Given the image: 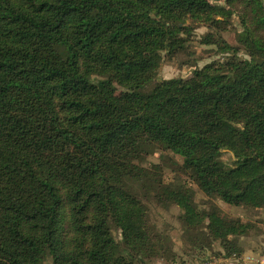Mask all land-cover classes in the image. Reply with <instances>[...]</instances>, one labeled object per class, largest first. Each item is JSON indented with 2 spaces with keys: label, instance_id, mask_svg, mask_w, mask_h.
<instances>
[{
  "label": "trees",
  "instance_id": "obj_1",
  "mask_svg": "<svg viewBox=\"0 0 264 264\" xmlns=\"http://www.w3.org/2000/svg\"><path fill=\"white\" fill-rule=\"evenodd\" d=\"M219 1L0 0V264L163 255L129 187L143 180L226 256L235 250L232 238L249 224L216 206L199 210L192 189L165 186L139 166L143 150L160 145L206 196L264 208V1L227 0L230 9ZM235 6L248 59L219 34ZM189 22L216 30L203 43L230 56L140 92L163 55L186 50ZM223 151L236 165L222 164Z\"/></svg>",
  "mask_w": 264,
  "mask_h": 264
},
{
  "label": "rangeland",
  "instance_id": "obj_2",
  "mask_svg": "<svg viewBox=\"0 0 264 264\" xmlns=\"http://www.w3.org/2000/svg\"><path fill=\"white\" fill-rule=\"evenodd\" d=\"M264 1V0H263ZM219 5L226 6L227 0H221ZM233 15L225 30L219 31L222 39L229 45L239 49L238 57L248 59L238 34L242 32L239 13L241 7L233 8ZM218 19H222L220 16ZM190 35H184L188 39L187 48L173 57L163 55L158 74L155 79L139 89L142 93L151 92L156 82L172 78H188L197 69L206 64L230 56L231 53H221L217 45H206L204 37L208 33L217 34L201 22H189ZM176 29V27H173ZM102 79L94 76L93 81ZM220 161L226 168L236 165V157L229 151H223ZM139 166L150 177L161 180L165 186L189 187L194 192V203L198 209L209 210L212 206L218 207L229 219L240 220L250 225L246 235L232 238L235 250L226 256L220 240H213L207 234L206 227L190 228L183 221V210L161 193V189L152 185L149 181L129 182L131 190L137 194L147 208L148 225L152 231L162 238L163 255L145 259L144 264H225L226 260L238 259L243 254L241 239H247L254 235L264 234V208H252L248 206H232L216 197H209L198 187L191 174L184 170L183 160L171 151L164 150L160 145H149L143 150ZM154 174V175H153ZM113 234L120 240V233L113 227ZM262 244L257 243V251L262 253ZM43 264H53L51 258H46Z\"/></svg>",
  "mask_w": 264,
  "mask_h": 264
},
{
  "label": "crops",
  "instance_id": "obj_3",
  "mask_svg": "<svg viewBox=\"0 0 264 264\" xmlns=\"http://www.w3.org/2000/svg\"><path fill=\"white\" fill-rule=\"evenodd\" d=\"M243 254L238 259L226 260L225 264H264V234L242 238ZM262 244V253L257 251V243Z\"/></svg>",
  "mask_w": 264,
  "mask_h": 264
}]
</instances>
